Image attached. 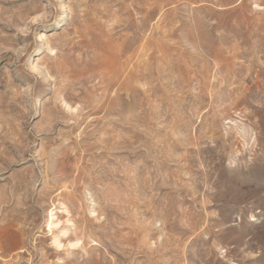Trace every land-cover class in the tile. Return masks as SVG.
<instances>
[{"label":"rangeland","instance_id":"rangeland-1","mask_svg":"<svg viewBox=\"0 0 264 264\" xmlns=\"http://www.w3.org/2000/svg\"><path fill=\"white\" fill-rule=\"evenodd\" d=\"M0 264H264V0H0Z\"/></svg>","mask_w":264,"mask_h":264}]
</instances>
